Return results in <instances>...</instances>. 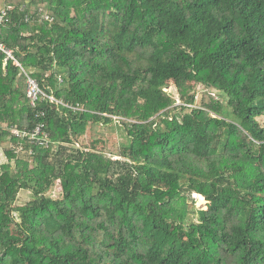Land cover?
<instances>
[{
    "label": "trees",
    "instance_id": "16d2710c",
    "mask_svg": "<svg viewBox=\"0 0 264 264\" xmlns=\"http://www.w3.org/2000/svg\"><path fill=\"white\" fill-rule=\"evenodd\" d=\"M3 2L0 41L68 106L33 109L0 51V264H264V0ZM38 120L46 148L10 131Z\"/></svg>",
    "mask_w": 264,
    "mask_h": 264
},
{
    "label": "built area",
    "instance_id": "2783aa9c",
    "mask_svg": "<svg viewBox=\"0 0 264 264\" xmlns=\"http://www.w3.org/2000/svg\"><path fill=\"white\" fill-rule=\"evenodd\" d=\"M11 6H1L0 7V35L2 33L3 26L9 21V12L11 10ZM41 18L44 20H52V16L48 13H42ZM29 18L26 17V20ZM0 51L4 53V65L8 61H12L14 64L20 67L21 71L24 73L26 77V96L29 99V103L33 109H36L37 103L40 99H48L50 102L55 103L56 105H65L62 100L55 98L52 94L47 93L40 85L39 81L33 77L16 59L12 49L7 47L2 41H0ZM59 80H62L59 78ZM37 118H41L44 116V111L35 110ZM11 133L19 139L22 144L23 141H28L33 147H48L51 143L50 134L46 128V124L43 120H38L35 125L32 127H26L22 129H18L14 126L10 127ZM21 144L17 151H20ZM33 147L29 148V154L33 153Z\"/></svg>",
    "mask_w": 264,
    "mask_h": 264
},
{
    "label": "rangeland",
    "instance_id": "374dc122",
    "mask_svg": "<svg viewBox=\"0 0 264 264\" xmlns=\"http://www.w3.org/2000/svg\"><path fill=\"white\" fill-rule=\"evenodd\" d=\"M205 74H206L205 72H201L198 74V76L203 78ZM78 140L81 146H84L91 150L104 151L109 154H116L120 148V144L123 142L121 131L118 128H112L110 126L101 127L100 125H94V124H89L85 133L81 135ZM5 144L7 145V143ZM0 161L1 162L6 161L3 148H0ZM49 195L54 199H58L61 197L60 186L57 183L49 192ZM30 198H31L30 193L22 190L19 193L15 204L16 205L24 204L26 201L30 200ZM191 198L193 199V201H195L197 207H204L206 205V201L204 199L202 201L201 198L196 194H193ZM13 232L16 233L14 230Z\"/></svg>",
    "mask_w": 264,
    "mask_h": 264
},
{
    "label": "crops",
    "instance_id": "0c3cea01",
    "mask_svg": "<svg viewBox=\"0 0 264 264\" xmlns=\"http://www.w3.org/2000/svg\"><path fill=\"white\" fill-rule=\"evenodd\" d=\"M0 2H1V3H0V7H1V6H6V5H4L3 0H0Z\"/></svg>",
    "mask_w": 264,
    "mask_h": 264
}]
</instances>
